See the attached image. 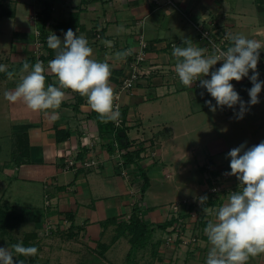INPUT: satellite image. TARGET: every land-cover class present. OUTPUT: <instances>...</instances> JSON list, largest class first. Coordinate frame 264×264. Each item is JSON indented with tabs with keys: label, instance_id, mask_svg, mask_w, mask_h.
<instances>
[{
	"label": "crops",
	"instance_id": "0c3cea01",
	"mask_svg": "<svg viewBox=\"0 0 264 264\" xmlns=\"http://www.w3.org/2000/svg\"><path fill=\"white\" fill-rule=\"evenodd\" d=\"M4 1L6 0H3L2 3ZM47 1L52 8V20L48 26V32L50 31L48 36L54 33L63 40L64 32L68 29L57 30L54 29V26L67 21L71 13L78 12L81 27L71 29L77 35H82L87 39L93 50L92 59L109 64L111 69L109 83L114 91L120 85L121 79L128 74V65L140 50V40L147 44V57L144 66L147 68L155 67L158 70L149 77H144L137 82L132 92L125 93V98L121 100V108L125 109L127 113L126 124L130 128L143 122L140 112L137 111L138 105L136 104L140 102L139 100L145 102L155 101L159 98V95L155 94L154 96L152 94V87L155 92L166 87L168 89H164L168 90L167 94H172L170 91L171 86L175 89L173 93L192 89L195 91L194 101H197L198 96H200L202 102L213 99L206 89L202 87L195 88L194 86L186 87L180 80L172 76L177 61L172 55L173 50L170 48V44L175 43L182 46V41L190 38L197 46L204 48V42L199 40L195 28L196 24L201 23L205 24L206 27L214 24V29L217 30L218 34L227 36L230 30L229 25L225 23L226 17L223 14L227 11L224 9L222 1L173 0L174 5L165 4L161 6H155L145 0ZM41 10L42 8L37 12ZM213 11H215V14H213ZM5 15L15 18V12L6 13ZM16 31L23 33L28 32V29L17 28ZM261 32L260 30L257 33ZM255 35L260 36L261 34ZM37 42L38 37L34 34L32 37L30 36L29 41L26 43H18L16 50L9 54L2 49L1 52L5 54L3 57L0 56V64L13 67L29 57H34L37 62L38 60L42 61L40 57L49 56L46 61H43L44 67L47 68L48 62L55 56V51L50 49L42 40L39 46ZM260 42L262 43V41ZM128 50H131V54L127 55L126 58L118 56V53ZM260 54L263 55L264 53L260 51ZM160 70L162 72H159ZM21 75L22 73H19L12 80L5 79L3 81L9 82L13 87L12 90H14L22 79ZM45 75L46 86L47 84H57L58 86L56 77L53 74L46 72ZM204 78L210 79V74ZM231 83L234 85V89L241 94L243 91L241 82L233 80ZM64 91L66 93L65 99L60 108L55 110L59 112V118L55 121L50 119V115L46 116L43 111L32 112L31 109L28 110L22 101L15 103L19 106L20 119L29 118L30 115L31 118L33 117L30 119V123L23 125L24 128L28 126L27 130L12 131L14 133L13 137L21 132L28 134L29 162L19 167L12 163L7 170L5 169L7 167L5 163L2 166V172L7 176H4L5 182L10 177L12 180L17 178L19 180L41 182L45 186L50 184L52 190L46 189L45 196L47 200H54V205L52 203L47 205L49 210L48 219L52 220L53 225L56 224V226L50 227L52 230L56 227L53 230L56 231L54 235L66 240L61 232L66 231L71 222L65 220L63 213L72 212L74 214V225L80 226L81 230L70 240H80L82 245L87 247L86 250L90 254L96 255L98 246L100 243H104L103 240L107 232H113L112 238L116 233L114 224H111L102 233V223L108 219H116L117 223L129 219L132 208L138 201V187H136L138 181L136 176L138 174L134 173L135 167L130 166L128 169L133 170V174L129 178L126 179L120 175L119 159L116 158L114 152H109L104 146L105 143L100 140L96 122L91 117L93 111L87 105L86 98L69 89H64ZM201 92H203V96H201ZM161 95H165V92L160 94V98ZM165 97L164 99H170L169 96ZM78 102L80 104L75 109V104ZM130 107L132 111H130ZM48 111L51 113L52 110ZM176 111H182L181 107H177ZM204 111L205 109L199 110L198 113ZM137 117L139 120H137ZM56 129L69 130L70 137L66 141L58 143L56 141ZM85 139L91 141V148L85 146ZM138 143H142V147L145 148L139 165L147 173L151 184V176L155 173L157 175L161 173L159 164L162 162V150L153 147L148 149L151 143L156 144V141L152 139L141 138ZM82 150H86L88 155H94L98 158V167L80 171L78 169H66L63 163L65 159L77 157ZM150 165L152 168L149 167ZM211 166L210 170L218 173L215 179L220 181V185L223 184L225 179L234 177L225 174L229 171L222 162L218 165L213 162ZM211 173L206 176V179ZM163 177L169 179L171 173L167 171ZM205 189L207 191L208 185ZM70 194H75L77 198L75 199L74 196L69 197ZM4 198L3 196L0 200H7L12 204L10 199ZM73 203L77 206L76 210H65ZM141 205L143 210L144 207L147 208V204L144 202ZM164 216L160 211L152 209L148 211L145 221L156 225L161 223L159 221ZM159 241L161 242V240ZM151 245L154 246L153 242H151ZM157 245L159 247L160 244ZM158 247H156L157 250ZM164 251L165 249L156 253L152 251V254L160 260Z\"/></svg>",
	"mask_w": 264,
	"mask_h": 264
},
{
	"label": "rangeland",
	"instance_id": "374dc122",
	"mask_svg": "<svg viewBox=\"0 0 264 264\" xmlns=\"http://www.w3.org/2000/svg\"><path fill=\"white\" fill-rule=\"evenodd\" d=\"M220 1L223 2V7L227 11L223 15L226 17L225 23L229 25L230 33L243 34L249 39L262 41L264 45V0ZM42 6L43 3L40 0H6L2 3L0 6L1 57L5 54L1 52L2 49L9 54L16 50L18 43H26L30 36L36 34V30H40V23L33 22L32 15L43 8ZM12 12H15V18L5 15ZM17 28H26L28 32H17ZM260 30L262 32L257 33ZM261 51L264 53V50ZM259 63L264 67V54H260ZM23 75L25 73H22L21 77ZM164 88L155 92L152 87V94L154 96L155 94L159 95L155 101L143 102L139 100L140 102L136 104L138 105L137 111L140 112L143 122L130 128L126 133L130 141L138 142L141 138L152 139L156 141V144L151 143L147 148H161L162 150V162L158 163L161 167V173L159 175L155 173L151 176V184L143 199L147 208L144 207L142 213L143 219L146 220L148 211L152 209L160 211L165 215L160 219L159 222L161 223L170 219L173 204L187 201L195 208L201 205L198 202V197L205 194L209 195L208 189L207 191L205 189L206 185L209 184L206 176L211 173L210 168L213 162L217 165L222 162L227 171L230 172V158L226 154L231 149L245 142L247 147H251L264 141L263 101L251 106L243 119L237 120L233 109L225 106L222 110L218 108L213 113L205 105V102H202L200 96L197 95V101H194L195 91L192 89L173 93L175 89L171 86L172 94H167L168 90L166 91V89L168 88ZM12 89L13 87L9 82H0V198L4 196V199H10L18 212L23 213L27 220L9 234V238L23 239L26 233L37 231L39 238L34 243L39 244L41 248L39 264H132L133 259L136 264H205L210 245L204 233L206 226H203L202 223L199 224L198 221L202 218L205 223L210 220L215 221L217 207L210 208L204 213L192 211V215L181 218V220L184 219L180 224L182 226V238H176L174 232L169 230L175 225L166 231L155 230L146 249L132 251L131 261L127 257L130 250L127 239L120 238L113 244L111 242L113 232H107L104 237L103 242L110 245L104 255H100L98 251H96V255L90 254L80 240H62L59 236L54 235L56 231L53 230L56 227L53 230L50 227L56 226V224L53 225L52 220L48 219L49 210L47 206L50 203L54 205V200H47L45 196L46 189L52 190L51 185L45 186L41 182L17 178L12 180L10 177L7 182L4 181L6 175L2 172V166L6 163L5 169L7 170L10 168L9 165L14 163L12 156L16 139L13 137L12 131L27 130L28 126L24 128L23 125L30 123V119L33 118L30 115L29 118L20 119L19 106L15 104L16 102L12 103L5 99V91ZM162 92H165V95H161L160 98ZM239 95L247 102L243 91ZM165 96H169L170 99H164ZM124 98L125 95L123 94L121 100ZM211 100L214 101V99ZM213 103L215 105L216 102ZM177 107H181L182 111H176ZM236 107L238 109L239 106ZM203 109H205L203 113H198L199 110ZM130 111H132L131 107ZM137 120H139L138 117ZM20 125L22 126L20 127ZM107 141L104 140L103 142L106 143ZM149 167L152 168L151 165ZM167 171L171 173L169 179L163 177ZM132 174L133 172H130V175ZM139 184L140 180L136 184L138 189ZM238 184L239 182L234 176L231 179H225L221 186L236 191ZM229 192L226 191L223 203H227ZM137 194L139 198L140 193L137 192ZM71 196L77 198L75 194H70L69 197ZM76 209L75 203L65 208L68 211ZM193 216L197 222H194ZM168 237L176 241L167 244ZM193 237L196 242L192 245L190 240ZM159 240L161 242L159 247L157 245V252L165 249L160 260L152 254L153 247L151 245V242L154 244ZM7 246L11 249V246L7 244L0 245V247ZM14 255L16 254L14 253ZM14 259H19V257H14ZM247 264H264V253L250 257Z\"/></svg>",
	"mask_w": 264,
	"mask_h": 264
},
{
	"label": "clouds",
	"instance_id": "9594fccd",
	"mask_svg": "<svg viewBox=\"0 0 264 264\" xmlns=\"http://www.w3.org/2000/svg\"><path fill=\"white\" fill-rule=\"evenodd\" d=\"M226 39L230 41L226 50L213 45L208 55V49L197 46L190 38L184 39L182 46L173 47L172 55L177 61L175 72L180 82L190 88L194 81H199L200 87L215 100V105L212 100H205L211 112L226 106L233 109L235 118L240 120L251 106L260 103L259 94L264 89V80L259 79L257 66L264 45L243 34L229 33ZM47 45L55 51L47 68L42 61L30 64L25 59L21 68L25 75L14 90L5 91V99L12 103L22 101L27 108L43 111L55 121L59 118V112L55 110L65 99L64 89H69L86 98L87 105L100 119L117 120L120 113L114 106V90L109 83L110 66L91 58L93 50L87 39L70 28L64 32L63 40L51 33ZM130 54L131 50H128L118 53V56L126 58ZM220 61L221 66L212 70ZM46 72L56 77L58 86H46ZM0 73L9 80L16 75L15 71L2 64ZM209 74L210 79H205ZM245 77L252 84L247 89V102L231 83L233 80L240 82ZM48 110H52L51 113ZM226 156L230 158L231 171L225 174L235 176L239 184L236 191L228 193L227 203L218 207L215 221H208L204 228L210 245L205 264H247L250 257L264 253V141L251 147H247L246 142L242 143ZM207 201L206 194L198 197L201 206H205ZM203 210L207 211V208ZM37 252V247L25 246L22 241L12 244L11 249L0 247V264H24L23 260L14 257H34Z\"/></svg>",
	"mask_w": 264,
	"mask_h": 264
},
{
	"label": "trees",
	"instance_id": "16d2710c",
	"mask_svg": "<svg viewBox=\"0 0 264 264\" xmlns=\"http://www.w3.org/2000/svg\"><path fill=\"white\" fill-rule=\"evenodd\" d=\"M2 1L0 0V6L2 5ZM43 3L42 10L38 13L39 14V23H40V33H41V40L46 43V38L49 35L48 32V26L51 23L52 16H51V5L47 0H40ZM88 1V0H83ZM89 1H97V0H89ZM75 27H81L79 24V13L74 12L70 14V17L67 21L60 22L54 26V29H70ZM49 57V56H48ZM48 57H40V60L46 61ZM30 64H35L36 59L34 57H29L26 59ZM24 62V61H23ZM23 62L17 64L13 67H7L10 71H15L16 75L21 73V68ZM262 70L263 66H262ZM7 79L6 75L4 73H0V81H3ZM80 103L75 104V109L78 108V105ZM119 118L122 119L123 123L121 127L115 126L114 121L110 120H102L98 116L96 112L93 111L91 117L95 120L97 128H98V136L100 139L108 140L104 146L109 152H114V144L116 143L118 147L122 150L124 164L126 167L133 166L135 167L134 173H137L138 180H140V186H139V193L140 197L138 198V201L134 204L132 208L131 215L127 221H122L120 223L116 222V219H108L104 223H102V233L111 225L114 224L116 233L112 238V243L116 242L120 238L124 237L127 239L128 243L130 244V251L128 253V260L131 261V253L132 251H138L142 249H146L148 244L151 241L152 234L155 232V230L159 229L161 231H166L168 228H170L175 223L179 222V219L171 218L169 220H166L163 223H159L156 225H152L150 223H147L143 219V208L141 206V203L144 199V194L149 188L150 180L147 176V173L141 166L139 165L140 161L142 160V153L145 151V148L142 147V143H138L135 141H130L129 138H127V131L130 129L129 126H127L125 123L127 122L126 118V110L122 108L120 110ZM120 132H124L125 136L122 139L119 136ZM70 131L63 129L59 130L56 129V141L58 143L66 141L70 137ZM15 149L12 156V161L16 166H21L23 164H26L29 162V156H30V145H29V139L28 134L25 132H21L15 135ZM137 147H136V145ZM86 153V150H82L78 153V158H83V155ZM80 170H88V169H78ZM212 173L207 178L209 188L213 187L215 183H219V180H216L215 178L218 176L217 171H211ZM138 183V181H137ZM208 201L205 206H199L198 208H195L194 205H190L188 209H183L180 211L179 217L184 218L188 215H191L192 211H197L199 213H204L203 210L204 207L208 209L219 207L224 202V197L226 195V191H223L219 194H213L208 193ZM65 216V220L71 222V225L66 231H62L61 235L66 239L70 240L74 236L78 234V232L81 230V227L74 225V214L72 212H66L63 213ZM27 217L23 213H19L18 210L14 205H12L7 200H0V245H9L23 242L25 246H35L38 249L37 255L34 257H25V256H19L20 260L24 261V264H39V252L41 250L39 244H35L34 241L39 238V233L37 231L26 233L23 237V239H14L9 238V234H11L15 229H17L22 223H24L27 219ZM199 224H203V226H206L207 223L203 222V218L198 221ZM197 223V224H198ZM58 230V229H57ZM160 243V241H157L154 243L153 250L154 253L157 252V244ZM110 245L100 243L98 246V251L100 255H104L105 252L109 249ZM47 264V263H45ZM132 264H136V262L132 261Z\"/></svg>",
	"mask_w": 264,
	"mask_h": 264
},
{
	"label": "built area",
	"instance_id": "2783aa9c",
	"mask_svg": "<svg viewBox=\"0 0 264 264\" xmlns=\"http://www.w3.org/2000/svg\"><path fill=\"white\" fill-rule=\"evenodd\" d=\"M150 4H153L155 6H161V5H174V1L173 0H145ZM39 12L35 13L32 15V20L33 22H39ZM197 32H198V36H199V40L204 42V48L208 49V53H206V55L211 54L212 49H213V45H215L217 48H219L220 50H226L227 47L230 46V41L228 39H226V35L224 34H218L217 30H215V25L212 24L209 26H205V24L201 23V24H196L195 26ZM36 37H38V46L41 44V40H40V36L41 33L40 31L36 30ZM49 37V36H48ZM47 37V38H48ZM46 38V40H47ZM175 43H171L170 44V48L173 50V47L175 46ZM146 50H147V44L143 41L140 40V50L137 52V54L135 55V57L133 58V61L130 62V64L128 65V74L123 77L120 81V85H118V88L114 91V106L116 108L119 109V112L121 110V98L122 95L125 93H130L132 92L133 88L135 87L136 83L139 82L141 79H143L144 77H149L150 75H152L153 72H155L156 70H158L157 68L153 67V68H147L144 66V63L146 61ZM222 64V61L218 62L217 65L214 66V68L212 70H215L216 68L220 67ZM264 69V67H263ZM257 70L260 73L259 79L260 80H264V71L262 70V65L258 62V66H257ZM211 71V70H210ZM159 72H162L161 70ZM249 75H251V70L249 72ZM172 76L175 77L176 79L179 80L177 74L175 73V71H172ZM241 84L243 85V95L246 98V101L249 100V95H248V91L247 89H250L252 87V84L250 82V80L245 77L243 78L241 81ZM192 86H194L195 88H200L199 85V81H194ZM259 100L264 102V89H262L261 93L259 94ZM115 126H122V119H120L118 117L117 120H114ZM126 124V123H125ZM127 125V124H126ZM128 126V125H127ZM85 146L88 148L92 147V143L90 140H86L85 139ZM116 153V154H115ZM114 154L116 156V158L119 159V166L121 168L120 171V175L127 178L128 176H130V171L128 168L126 167L124 164V159H123V152L122 150L118 147V145L115 143L114 144ZM64 166L66 169H95L98 167L99 164V160L96 156L94 155H88L87 153H85L83 155V158H77V157H68L65 159V161L63 162ZM219 183H215V185L213 187L208 186V192L209 193H213V194H219L222 193L223 191H227V192H231L230 188L226 189L223 188L221 185L219 186ZM213 189H215V191H213ZM233 191V190H232ZM139 192V189H138ZM191 204H189L187 201H183L179 204H173L171 207V210L173 211L170 219L171 218H175V219H179L178 223H175L172 228H170L169 230L174 232V236H176V238H182L183 234H182V230H181V223L183 222L184 219L181 220V217H179L180 211L182 209H188L189 206ZM192 215V213H191ZM194 217V216H193ZM192 217V218H193ZM191 218V220H192ZM196 218L194 217V222H197V220H195ZM176 241L175 239H171L170 237L167 238V244H169V242H174ZM196 242L195 238L193 237L190 240V244H194Z\"/></svg>",
	"mask_w": 264,
	"mask_h": 264
},
{
	"label": "water",
	"instance_id": "95a60500",
	"mask_svg": "<svg viewBox=\"0 0 264 264\" xmlns=\"http://www.w3.org/2000/svg\"><path fill=\"white\" fill-rule=\"evenodd\" d=\"M119 136L123 139L124 136H125V133H124V132H120V133H119Z\"/></svg>",
	"mask_w": 264,
	"mask_h": 264
}]
</instances>
